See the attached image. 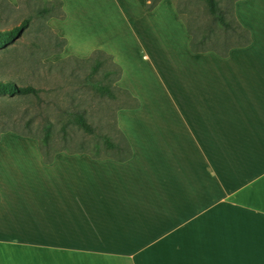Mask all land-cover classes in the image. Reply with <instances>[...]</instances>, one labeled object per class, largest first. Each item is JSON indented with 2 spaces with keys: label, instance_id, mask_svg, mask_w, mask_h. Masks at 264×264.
Instances as JSON below:
<instances>
[{
  "label": "crops",
  "instance_id": "obj_1",
  "mask_svg": "<svg viewBox=\"0 0 264 264\" xmlns=\"http://www.w3.org/2000/svg\"><path fill=\"white\" fill-rule=\"evenodd\" d=\"M61 1L59 55L106 51L139 103L116 109L132 156L44 163L1 132L0 264H264V0L226 56L191 51L173 0Z\"/></svg>",
  "mask_w": 264,
  "mask_h": 264
},
{
  "label": "rangeland",
  "instance_id": "obj_2",
  "mask_svg": "<svg viewBox=\"0 0 264 264\" xmlns=\"http://www.w3.org/2000/svg\"><path fill=\"white\" fill-rule=\"evenodd\" d=\"M173 1L179 10L177 12H181L179 18L183 24L185 19L192 20L191 23L195 20L198 32L203 30L199 26L214 22L204 0ZM217 1L226 11L233 6L234 15L237 8L241 19H236L249 30L252 41L254 0H245L238 4L237 0ZM10 2L18 11L10 15L8 11L0 9L1 27H8L30 14L29 9L17 1ZM54 48L44 35L36 31V26L32 25L21 37L0 49V78L13 80L19 85L31 84L39 89L38 97L0 94V131L14 130L13 132L42 135L44 125L50 120L53 127V146L56 149L66 147L74 150L76 145L73 140L102 141L107 133L117 139L114 118L117 107L124 103L121 97L113 99L107 95L101 96L90 88L85 82L89 64H82L74 58L61 57L59 53L43 57ZM75 112L86 116L94 128L93 134L85 133L73 122ZM64 134L68 136L67 141L62 139ZM111 153V150H101L102 155Z\"/></svg>",
  "mask_w": 264,
  "mask_h": 264
},
{
  "label": "trees",
  "instance_id": "obj_3",
  "mask_svg": "<svg viewBox=\"0 0 264 264\" xmlns=\"http://www.w3.org/2000/svg\"><path fill=\"white\" fill-rule=\"evenodd\" d=\"M160 0H148L147 8L152 9ZM17 2L29 9L30 14L23 17L20 21L8 26H0V49L5 48L8 44L21 37L32 25L36 26V31L45 36L55 48L47 52L43 57H49L52 54H58L62 51L66 40L60 37L57 32L48 24L52 17L64 18L65 12L61 0H17ZM208 12L213 16L214 22L207 25L199 26L203 30L198 32L196 21L185 19L186 28L191 35L190 49L193 52L214 51L220 56H226L233 47H243L251 42L249 30L241 25L234 15L233 6L226 11L221 8L217 0H204ZM0 9L11 13L18 11V8L10 0H0ZM179 11V10H178ZM181 14V12H179ZM217 29H220L217 30ZM82 64H89V72L86 74L85 82L90 88L101 96L107 95L109 98L121 97L120 106L137 107L138 101L126 89L119 87L116 82L120 78L122 69L113 61L112 55L102 49H94L87 58H78L69 56ZM0 94L13 96L17 94L39 96V89L31 84L19 85L13 80L0 78ZM73 122L85 133L93 134L94 128L87 121L86 116L81 112H75L72 117ZM114 127L118 135L114 139L109 133L105 134L102 141L86 140L74 141L76 148L69 150L66 147L56 149L53 146V127L52 122L47 121L43 127L42 135L30 133H21V135L32 136L37 138L39 149L44 163H51L54 156L59 151L69 153L86 152L94 158L110 157L118 161H124L132 156V148L127 138L117 127L116 115L114 118ZM8 131V130H1ZM14 131V130H12ZM64 141L68 136H62ZM111 150L110 155H102V149Z\"/></svg>",
  "mask_w": 264,
  "mask_h": 264
}]
</instances>
